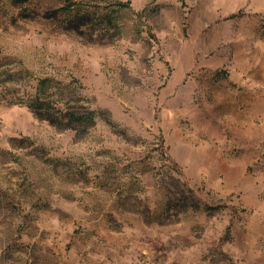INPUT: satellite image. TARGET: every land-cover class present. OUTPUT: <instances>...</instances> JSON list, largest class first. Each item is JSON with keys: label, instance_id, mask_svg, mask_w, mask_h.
I'll use <instances>...</instances> for the list:
<instances>
[{"label": "rangeland", "instance_id": "374dc122", "mask_svg": "<svg viewBox=\"0 0 264 264\" xmlns=\"http://www.w3.org/2000/svg\"><path fill=\"white\" fill-rule=\"evenodd\" d=\"M0 264H264V0H0Z\"/></svg>", "mask_w": 264, "mask_h": 264}, {"label": "trees", "instance_id": "16d2710c", "mask_svg": "<svg viewBox=\"0 0 264 264\" xmlns=\"http://www.w3.org/2000/svg\"><path fill=\"white\" fill-rule=\"evenodd\" d=\"M32 106H33V105H32ZM33 107L36 108L37 106L34 105ZM73 116H74V115H73ZM74 117H75V116H74ZM76 119L82 121V118H76Z\"/></svg>", "mask_w": 264, "mask_h": 264}]
</instances>
